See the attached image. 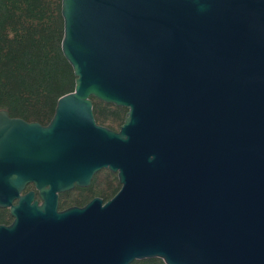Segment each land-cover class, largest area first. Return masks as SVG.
I'll use <instances>...</instances> for the list:
<instances>
[{"label": "water", "instance_id": "water-1", "mask_svg": "<svg viewBox=\"0 0 264 264\" xmlns=\"http://www.w3.org/2000/svg\"><path fill=\"white\" fill-rule=\"evenodd\" d=\"M60 15L73 90L46 125L0 109V264H264V0H60ZM90 97L126 110L117 131ZM102 169L111 198L58 208Z\"/></svg>", "mask_w": 264, "mask_h": 264}, {"label": "trees", "instance_id": "trees-1", "mask_svg": "<svg viewBox=\"0 0 264 264\" xmlns=\"http://www.w3.org/2000/svg\"><path fill=\"white\" fill-rule=\"evenodd\" d=\"M60 0H0V109L13 118L46 125L58 97L71 92L72 68L64 58ZM96 124L117 131L126 110L93 97ZM32 189L28 184L24 192ZM119 189L116 175L105 169L95 173L87 187H75L58 195V208L83 206L93 197L103 201ZM11 218L0 208V224ZM129 264H163L158 258Z\"/></svg>", "mask_w": 264, "mask_h": 264}, {"label": "clouds", "instance_id": "clouds-1", "mask_svg": "<svg viewBox=\"0 0 264 264\" xmlns=\"http://www.w3.org/2000/svg\"><path fill=\"white\" fill-rule=\"evenodd\" d=\"M151 159H153V158H151Z\"/></svg>", "mask_w": 264, "mask_h": 264}]
</instances>
